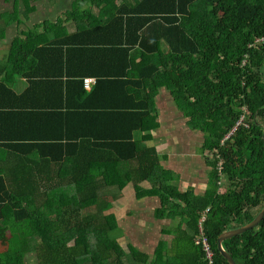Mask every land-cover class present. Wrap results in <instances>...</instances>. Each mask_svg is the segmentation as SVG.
<instances>
[{
  "label": "trees",
  "instance_id": "1",
  "mask_svg": "<svg viewBox=\"0 0 264 264\" xmlns=\"http://www.w3.org/2000/svg\"><path fill=\"white\" fill-rule=\"evenodd\" d=\"M3 1L13 10L0 14V108L45 93L67 120L83 114L102 130L0 146V264H229L218 239L264 206V0H72L33 28L39 0ZM19 78L29 84L20 94ZM165 93L203 135L202 193L177 185L151 144ZM127 185L140 203L157 199L155 220L177 221L151 255L113 238ZM223 248L237 264H264V218Z\"/></svg>",
  "mask_w": 264,
  "mask_h": 264
},
{
  "label": "crops",
  "instance_id": "2",
  "mask_svg": "<svg viewBox=\"0 0 264 264\" xmlns=\"http://www.w3.org/2000/svg\"><path fill=\"white\" fill-rule=\"evenodd\" d=\"M32 4L37 5L35 2ZM41 12L44 13V10ZM47 18L45 15L39 14L38 10L25 19L28 27L33 28L45 20H50ZM66 25L69 33H74L75 26L70 22ZM14 30L17 33V25L9 27L8 35L14 33ZM7 55L8 50L0 47V62ZM93 80L95 81V79ZM11 84L12 89L18 94L29 87L27 81L20 78L12 80ZM164 97L165 99L158 103L160 129L151 134L153 138L151 144L155 146L161 156H165V159L162 160L163 166L174 170L180 177L175 182L177 185L184 189L191 186L198 193H202L208 182L206 160L201 151L203 135L190 131L179 109L171 103L166 93ZM59 98L34 92L22 100L23 106L0 108V110H5L0 111V146L13 142L55 141V139L59 140L64 137L66 131L102 130L101 123L91 122L90 118H85L88 119L85 120L83 114H74L67 120V113L64 111V107L60 106L61 99ZM134 137L138 138L140 135L135 134ZM0 151L2 153L4 149L1 147Z\"/></svg>",
  "mask_w": 264,
  "mask_h": 264
},
{
  "label": "rangeland",
  "instance_id": "3",
  "mask_svg": "<svg viewBox=\"0 0 264 264\" xmlns=\"http://www.w3.org/2000/svg\"><path fill=\"white\" fill-rule=\"evenodd\" d=\"M71 2L72 0H39L37 1V6L39 14L45 15L49 19H55L57 18L54 17L56 15L63 16V11L70 8ZM20 8L21 12L24 11V4ZM12 10L13 3H6L0 0V14ZM41 10H44V13ZM94 11L96 12L97 10L94 9ZM19 17L25 19V15L22 13ZM16 36V33L12 32L8 42ZM156 200L146 199V203H140L135 199L131 185H127L114 202V211L119 219V230L113 233V238L119 241L120 246L125 251L126 245L130 244L137 250L151 255V251L155 248L157 242L170 240V237L161 235V230H171L175 227L177 221L155 220L152 217V208L157 204ZM25 264H37L36 257L34 255L28 256ZM125 264L132 263L125 259Z\"/></svg>",
  "mask_w": 264,
  "mask_h": 264
},
{
  "label": "water",
  "instance_id": "4",
  "mask_svg": "<svg viewBox=\"0 0 264 264\" xmlns=\"http://www.w3.org/2000/svg\"><path fill=\"white\" fill-rule=\"evenodd\" d=\"M262 142H263V146H264V131L262 134ZM263 218H264V206L259 211V213L254 217L252 222H250L249 225H247L243 228H240L238 230L226 232L220 236V238L218 239V251L228 261L229 264H237V263L234 261V259L229 254L226 253V251L223 248V243L230 240V239L239 237V236L251 231L252 229H254L255 227H257L259 225V222Z\"/></svg>",
  "mask_w": 264,
  "mask_h": 264
},
{
  "label": "built area",
  "instance_id": "5",
  "mask_svg": "<svg viewBox=\"0 0 264 264\" xmlns=\"http://www.w3.org/2000/svg\"><path fill=\"white\" fill-rule=\"evenodd\" d=\"M95 81L93 79H87L84 81V86L87 90H91L92 89V86L94 85ZM202 244L203 245V248H204V252L206 254V258L212 262V252L208 246V243H207V240L202 238L201 241L198 242V244Z\"/></svg>",
  "mask_w": 264,
  "mask_h": 264
}]
</instances>
